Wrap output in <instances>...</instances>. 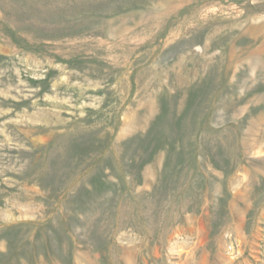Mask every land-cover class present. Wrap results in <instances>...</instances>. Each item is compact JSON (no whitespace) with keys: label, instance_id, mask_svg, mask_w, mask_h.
I'll use <instances>...</instances> for the list:
<instances>
[{"label":"rangeland","instance_id":"374dc122","mask_svg":"<svg viewBox=\"0 0 264 264\" xmlns=\"http://www.w3.org/2000/svg\"><path fill=\"white\" fill-rule=\"evenodd\" d=\"M0 264H264V0H0Z\"/></svg>","mask_w":264,"mask_h":264}]
</instances>
